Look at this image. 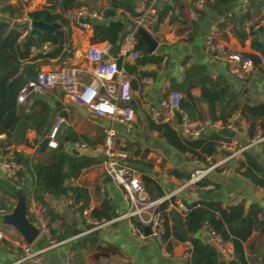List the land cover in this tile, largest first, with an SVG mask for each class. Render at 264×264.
Listing matches in <instances>:
<instances>
[{
  "label": "crops",
  "instance_id": "crops-1",
  "mask_svg": "<svg viewBox=\"0 0 264 264\" xmlns=\"http://www.w3.org/2000/svg\"><path fill=\"white\" fill-rule=\"evenodd\" d=\"M78 1L82 3L81 6L71 8L64 13L69 23V32L63 50L72 52L61 61H57L63 50L56 58H35L38 54L43 55L49 52L50 45L45 43L40 48L31 47L28 58L30 60L19 66L18 72L8 80L5 87L6 101L3 110H0V127L4 131L9 130L20 107L25 108L28 113L35 101L43 100L54 110L49 125L41 131L43 137L49 141L56 118L64 116L66 121L59 127L54 138L56 144L64 136L66 140L64 149L67 152L87 155L98 160L97 164L83 170L78 177L66 182L67 185L87 189L90 199L84 210L88 211V215L83 214L84 210L80 212L79 205H74L73 200L64 195L55 197L52 194H45L44 200L47 206L36 203L31 196L32 178L30 175L25 172L22 184L12 182L0 167V185L9 193L6 195L9 209L0 213V232L3 235L0 239V264L14 262L18 256L11 248L15 242H24L15 228L3 221L4 217L17 205L18 194L23 196L26 201L27 218L38 228L42 224H46L52 240L61 242L49 245L46 237L39 232L32 242V247L34 249L48 245L49 247L46 248L38 261L27 260L19 264H190L188 261L191 248L189 241L175 243L171 249L172 256L165 258L161 254L162 247L151 239L146 245L141 244L133 235V229L126 220L114 221L102 226L91 223L92 220H96L91 216V212L94 209L101 210L103 200L110 199L115 210L123 209L124 206L122 191L112 181L104 182L107 175L102 164L104 155L98 151L97 147L103 142L105 129L107 127L115 128V145L128 152V163L139 172L140 176L145 174L152 178L164 195L185 182V178L180 179L170 174L172 170L175 169L190 175L195 168H205L208 161L206 164L197 162L189 153L178 151L154 130L150 123H169L181 137L186 138L179 127L178 114H170L166 120L161 101L166 92L173 88V84L184 82L186 69L191 65L202 66L212 80L220 78L221 83L230 86V92L233 93L229 92L228 97L238 95L233 103L246 101L249 104H257L264 100V90L262 89L264 61L259 62L257 66L254 65L244 78L238 79L222 62L211 60L205 49L206 38L213 32L214 41L224 47L228 53L248 57L250 55L261 56L264 60L262 52L264 50V0H249L245 10L241 9L243 0H232L224 5H216L214 0H202L200 7L197 6L198 0H155L156 29L153 26L152 33H149L156 41L154 50L142 54L147 46L143 39V50L136 51L137 38L135 37L132 50L123 57L119 55V42L134 23L132 10L120 7L115 9L113 15L105 16L104 11L111 7L112 0ZM124 1L128 2L131 7L134 4V0ZM54 3L53 0H0V20L4 17L8 18L11 12L9 21L12 27L16 17L27 16L29 18V12L49 7ZM8 7L10 10L7 11ZM82 9L87 10L89 14L101 13L102 18L96 19L88 16L84 20L90 23V27L83 29L76 23L75 15ZM56 11L59 12L60 9L56 7ZM110 21H120L124 24V30L117 44L111 45L107 41L95 42L93 26ZM90 44H95L98 47L109 45L107 58H117V65L125 69L135 92L131 100L135 113L132 127L106 117L94 116L86 108L71 103L58 87L51 89L42 97L33 94L28 96L23 103L16 102L15 95L19 86L25 80L35 76L39 70L55 69L64 64L73 65L82 69L83 83L90 81L92 66L85 59V51ZM113 47H116L117 50L110 53ZM32 48H34L33 51ZM143 55L157 58L158 61L140 64L138 58ZM26 63H33L35 67H25ZM145 79L150 80L147 86V97L153 107L152 114L138 93V89ZM191 82L197 84L195 79ZM243 87L247 91L240 95ZM191 93L199 101L198 110L205 115L207 105L202 102L200 97V87H194ZM36 107L34 106L35 109ZM193 122L207 124V130L197 138L216 132L220 134V127H226L228 124H231L233 128L229 131L235 132L233 138L222 135L224 138L219 143L218 152L210 157V161L217 162L225 157L228 159L209 171L203 178L208 180L209 185H213L214 188L206 189L205 186L200 193H211V199L218 200L223 205H230L231 201L244 202L246 206L255 204L262 209L264 218V188L255 185L250 179L238 173L239 163L244 158L243 151L236 155L232 154V151L237 150L239 146L247 145L256 135H261L262 131L258 127L259 122L256 123L257 133L252 137L249 135V124L240 112H235L224 123L219 120L212 122L207 118L205 120L195 119ZM42 134H38L34 128H29L25 138L30 145L13 144L9 148L29 155L34 162L42 160L44 155L38 152L39 143L43 139L41 138ZM68 134L72 135L71 140H68ZM4 138L5 133L0 134V139ZM76 143H83L86 146L75 150ZM263 148L264 145L261 142L244 151L250 152L264 166ZM223 151H228L230 154L227 155ZM197 188L196 186L195 189H184L172 197L174 202L171 200L168 202L166 212L175 209L170 205L175 202H182L188 206V204L199 200V192H195ZM115 192H119L122 197L118 203L114 202ZM51 216H54V220L50 219ZM171 224L172 221L169 219V225ZM60 235L65 236L58 240ZM207 235L206 228L198 233L200 239L216 248L219 259L226 263L232 255L227 256L221 245L213 238H207ZM225 244L232 248L230 242H225ZM243 246L250 264H264V236L259 235L258 232H252L244 241Z\"/></svg>",
  "mask_w": 264,
  "mask_h": 264
},
{
  "label": "trees",
  "instance_id": "trees-1",
  "mask_svg": "<svg viewBox=\"0 0 264 264\" xmlns=\"http://www.w3.org/2000/svg\"><path fill=\"white\" fill-rule=\"evenodd\" d=\"M229 1L232 0H214V4L224 5ZM53 2L55 3L49 7L28 13L29 18L36 21L57 22L60 26L53 32L37 31L35 34L28 33L19 39L20 31L10 26L9 17L12 13L8 12L9 17L0 20V110H3V105H5L7 82L18 72V68L23 62L30 60L28 58L31 47L40 48L43 44L48 43L50 51L43 55L38 54L35 58L52 59L59 56L67 42L69 23L64 13L71 8L81 6L82 3L78 0H53ZM56 7L60 9L59 12L56 11ZM120 7L132 10L128 2L112 0L111 7L104 11V15L111 16L115 9ZM6 10H10V8L8 7ZM156 23L154 29H156ZM123 30L124 24L120 21L95 24L93 26V39L95 42L107 41L111 45H116ZM136 38L135 50L141 51L144 47V40L139 35ZM262 52L264 54V50ZM250 57L253 59L254 65L257 66L259 64L258 57L252 55ZM151 61L156 62L158 59L147 55L138 58L140 64ZM194 79L197 80V84L191 82ZM172 86V89L183 93L180 109L189 120H205L207 118L212 122L219 120L224 123L235 112H240L249 124V135L252 137L257 133L256 123L259 122V130L262 131L261 136H264V100L257 104H249L246 101L233 103L238 95L229 98L230 86L221 83L220 78L212 80L202 66L191 65L186 69L184 82ZM196 86L200 87V97L202 102L207 105L205 115L198 110L199 101L191 93V90ZM246 91V88L243 87L240 95ZM34 106H37L36 109ZM53 113L54 110L43 100L35 101L28 113L25 108L20 107L11 128L4 131L0 127V134L5 133V138L0 139V152L5 151L13 144L29 146L30 144L25 138L27 130L34 128L38 134H42V129L49 125ZM61 114L65 115L64 113ZM150 126L178 151L189 153L192 158L205 164L207 157H212L218 152L219 143L224 138L216 132L200 138L187 139L181 137L169 123L151 122ZM41 136L43 139L39 143L38 152L44 155L42 160L34 162L29 155L16 152V161L22 166L18 171L19 177L22 178L27 172L32 178L31 196L36 203L47 206L44 200L45 194H52L55 197L64 195L70 197L74 205H79L78 209L82 212L89 204L90 198L87 189L67 185L66 182L78 177L83 170L97 164L98 160L87 155L67 152L64 149V142L66 141L64 136L55 148L49 147L48 139H45L43 134ZM67 136L68 140L72 139V135L68 134ZM242 154L244 158L239 163L238 173L250 179L255 185L264 188V166L250 152L243 151ZM170 174L180 179L185 178V180L190 176L175 169ZM141 181L150 199L164 196L159 185L149 176L142 174ZM209 184L208 180L202 179L197 183L198 188L195 192L200 193L201 189ZM61 188H63V192H61ZM7 194H9L8 191L0 185V209H9L6 200ZM171 201L174 202V198ZM167 205L168 202L166 201L160 206L166 225L164 239L167 249L171 250L175 243L189 241L191 248L188 261L190 264H218L220 259L216 248L198 237V233L206 228L219 235L223 242L232 244L233 254L226 264H250L245 255L243 243L252 232H258L259 235L264 236V218L260 207L255 204L246 206L244 202L235 205H223L215 199H199L188 204L186 213H181L175 209L166 212ZM114 215V204L110 199L103 200L101 210L94 209L91 212V216L97 221L109 220ZM51 217L50 219L54 220V216ZM169 219L172 221L171 225H169ZM134 224L136 228L143 229L138 221H134ZM64 236H58V240L63 239Z\"/></svg>",
  "mask_w": 264,
  "mask_h": 264
},
{
  "label": "built area",
  "instance_id": "built-area-1",
  "mask_svg": "<svg viewBox=\"0 0 264 264\" xmlns=\"http://www.w3.org/2000/svg\"><path fill=\"white\" fill-rule=\"evenodd\" d=\"M155 0H134L132 6L133 25L124 34L119 42V55L125 56L133 48V43L139 29H143L148 33H152V28L156 22L157 9ZM249 4V0H243L242 10H245ZM202 5V0L197 1V6ZM76 23L83 29H88L90 23L87 20L88 16L96 19H101V13H88L82 9L77 11ZM31 19L27 16L16 17L15 23H28L26 28L20 29L19 39H22L26 34L30 33ZM205 49L209 53L211 60L222 62L230 71L231 74L238 79H242L254 67L253 59L248 56L228 53L224 47L214 41V33L211 32L205 41ZM34 48H32V51ZM109 45L98 47L95 44L90 46L85 51V59L92 66L91 80L87 83L82 81V69L73 65H60L55 69L39 70L35 76L25 80L19 87L16 94V102L23 103L30 95H41L49 92L51 89L58 87L62 90L63 95L74 105L86 108L90 113L97 117H106L128 127H132L135 113L131 105L134 90L126 75L125 69L119 67L116 63L117 58H107ZM258 61L262 63L264 60L261 56ZM150 80L145 79L142 86L138 89L139 96L144 105L153 113V107L147 97V86ZM183 93L169 89L162 98L161 106L164 108V117L168 120L170 114H179V127L183 135L188 139L197 138L207 130V124L204 122H193L188 119L187 115L180 109V102L183 98ZM155 118V117H153ZM64 116H58L53 124L48 146L55 148V135L59 127L65 123ZM221 130L229 131L232 128L231 124L226 127H220ZM116 130L113 127H107L104 131L103 142L98 145L97 149L104 155L102 161L105 173L110 176L112 183L122 191L124 199L123 209L115 210V215L109 220H92L91 223L102 226L114 221L126 220L131 228L136 239L146 245L148 240H152L161 248V254L165 258L172 256L171 250L167 249L164 235L166 233V225L160 206L164 202H170L171 198L176 196L184 189H195L197 183L200 182L213 168L220 166L228 157L211 162L210 157H207L208 165L205 168H195L185 182L174 188L170 193L159 198L150 199L145 192L139 172L133 168L127 161L128 152L115 145ZM264 142V136L256 135L250 143L244 146H239L233 155L241 153L251 146ZM86 144L76 143L74 149L85 147ZM15 149L7 148L0 152V167L3 168L7 178L12 182L21 183L22 178L19 177L18 171L22 168L21 164L16 161ZM199 162L198 160H196ZM206 189H213V185H207ZM237 204L236 201H231L230 205ZM171 207L177 209L181 213H186L188 207L182 202L170 204ZM5 210L0 209V213ZM84 215H88V211H83ZM134 221H138L142 227L147 226L149 233L146 234L143 229L136 228ZM39 232L44 235L49 245L59 244L51 238L50 231L46 224L39 227ZM208 236L213 238L215 242L221 245L223 252L227 256L233 254V249L222 241L221 237L211 230H207ZM3 237L0 232V239ZM34 249L32 243L15 242L12 246V251L17 254L18 258L10 264H19L21 262L31 260L38 261L47 247Z\"/></svg>",
  "mask_w": 264,
  "mask_h": 264
},
{
  "label": "water",
  "instance_id": "water-1",
  "mask_svg": "<svg viewBox=\"0 0 264 264\" xmlns=\"http://www.w3.org/2000/svg\"><path fill=\"white\" fill-rule=\"evenodd\" d=\"M27 26H28V23H26V22H24V23L13 22L12 23V27L14 29H17V30L26 28ZM30 26H31L30 34H35L37 31L53 32L60 25L57 22L47 23V22L42 21V20L36 21V20L31 19ZM137 33L140 37H142L146 41V44H147V46L143 50L142 54L152 52L156 46L155 39L148 32L144 31L143 29H139ZM116 50H117V48L113 47L110 53H112V51H116ZM71 52L72 51L68 52L67 50H63L61 55L57 59V61H61L67 54H70ZM25 67L34 68L35 64L26 63ZM236 82H238V79H236ZM262 89L264 90V82L262 83ZM232 93L233 92H230V94H232ZM177 117L179 120V118H180L179 114L177 115ZM220 134L224 135L225 137H228V138H233L235 136L234 131H227V130H221ZM263 145H264V142H263ZM223 152L227 155L230 154V152H228V151H223ZM104 182L105 183L111 182V178L109 175H106ZM61 192H63V188H61ZM198 197L200 199H203V200H210L212 197V194L209 192L199 193ZM121 198L122 197H121L119 192L114 193V202L118 203ZM3 221L7 224L12 225L18 231V233L22 236L23 240L28 244H31L36 239V237L39 235V228L36 227L26 216V201H25L24 197L21 196L20 194H18L17 205L12 209V211L9 214H7L4 217ZM143 230L146 234L149 233V228L147 226L143 227ZM207 238H209L208 235H207ZM218 264H226V263L224 260H220L218 262Z\"/></svg>",
  "mask_w": 264,
  "mask_h": 264
},
{
  "label": "rangeland",
  "instance_id": "rangeland-1",
  "mask_svg": "<svg viewBox=\"0 0 264 264\" xmlns=\"http://www.w3.org/2000/svg\"><path fill=\"white\" fill-rule=\"evenodd\" d=\"M13 187H15V186H13ZM16 188V187H15Z\"/></svg>",
  "mask_w": 264,
  "mask_h": 264
}]
</instances>
